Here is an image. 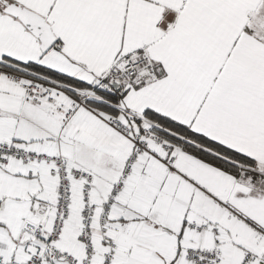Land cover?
Returning <instances> with one entry per match:
<instances>
[{
  "label": "snow or ice",
  "instance_id": "snow-or-ice-1",
  "mask_svg": "<svg viewBox=\"0 0 264 264\" xmlns=\"http://www.w3.org/2000/svg\"><path fill=\"white\" fill-rule=\"evenodd\" d=\"M0 264H264V0H0Z\"/></svg>",
  "mask_w": 264,
  "mask_h": 264
}]
</instances>
